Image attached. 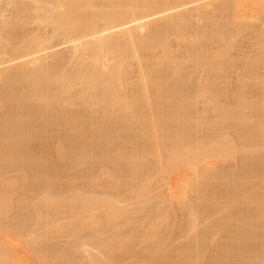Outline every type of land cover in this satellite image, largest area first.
Segmentation results:
<instances>
[{"label": "bare ground", "instance_id": "bare-ground-1", "mask_svg": "<svg viewBox=\"0 0 264 264\" xmlns=\"http://www.w3.org/2000/svg\"><path fill=\"white\" fill-rule=\"evenodd\" d=\"M7 1V3L4 1L6 4L3 5L0 0V66L12 62L13 65L14 61L18 63L9 69L7 67L0 69V78L3 79H0V82L6 80L10 85L9 91L5 88L6 94L4 91H2L4 94L0 93V108L2 109V106L12 107L14 109L12 115L23 125L22 128L18 127L22 130L16 132L18 129L11 130L0 122V160L9 161L11 164L10 161L16 156L22 157L25 151L23 148L20 149L22 147L20 145L23 144L20 142H24L22 138H26L28 144L32 140L33 144H30L33 146H30V151L33 155L30 156V161L32 159L35 161L31 163L33 165L30 164L32 170L28 168L30 171L27 168L26 170L25 168L20 169L21 161L19 170L16 168L18 171L15 169L18 165L14 167L11 164L18 175L12 169L15 174L12 171L9 172L10 170L7 171L6 165L4 166L6 173L2 172L5 169H0V264H34L35 260L42 264H63V254L55 251L47 252L46 255L45 248H39L41 247L39 244L50 239L56 240L58 237L79 230H89L94 237L97 235L102 238L109 233L110 237L106 235V240L109 238L110 242L101 241V237L100 240L95 237L96 243L94 240L93 243L92 240L89 241L94 245H97L98 241L103 244L108 242L109 244H106L113 249L122 250L131 243L132 239L142 245L149 239L160 242L163 231L170 228V210L175 204L179 206L182 218L187 221L178 228L179 232L176 237L178 243L171 249L173 252L169 253L171 250L162 251L164 254L161 255L164 258L161 257L162 264H166V261L167 264H202L205 238L212 237L210 239L212 242L216 237L233 235L235 231L239 232L237 234L239 239L237 238L238 242L236 240L237 243L235 247L233 246L232 252L235 250L234 253L242 259L235 254L234 258L245 264L246 261L249 263L250 254L255 257L260 256L259 254L264 250V236L251 233L250 226L264 227V203L252 202L251 207L249 203L247 206L250 208L248 207L246 216L240 217L236 216L233 208L222 211L219 204L211 201L216 199V196L214 199L211 198L215 195L214 192L211 193L210 190L205 189L207 187L205 186L204 189L211 193L209 198L203 190L202 179L210 174V177H214V169L217 170L216 167L214 169L211 167L214 165L212 162L207 161V166L211 167V170L208 168L209 173L205 175L204 172L208 169L203 167L206 166L203 158L208 159L213 155L216 157L218 153L227 154L230 147L236 144H233L234 139L229 135L231 138L225 137L226 135L221 136V141L225 140L222 141L223 143L218 145L220 142L216 141V146L215 142L211 141L214 146L209 142L211 145L208 143V147H205L200 139H202L201 133L204 130L209 132L213 125L220 126L224 122L238 120L241 122L240 125L250 126L251 121L258 123L260 120V125L252 122L251 125L261 128L250 126L254 130L252 129V133L249 132L253 134L255 130L258 131L259 133L256 134L263 136L259 139L264 140V117H261L264 116L261 114L264 102H262L263 107L260 105L262 108L258 106L260 100L263 101L264 98L259 97V101L256 98V94L262 96L264 91L260 87V90L257 89V86L254 88L257 91L253 90L254 93H252V87L259 83L253 84V80L252 83L248 81L254 77L249 76L250 78L247 77V79L243 76V79L241 76L242 73L248 75L251 69L243 72L242 69L239 72H242L241 75L239 74L242 80L247 79L246 81L253 85L251 90L249 88L251 95L246 88L248 83L239 81L240 78L239 82L229 80L225 82L227 86H224L223 77H229H226L228 66H224L225 69L219 65L217 59L220 57L221 63H226L225 58L231 57V55L228 56V50L234 47L230 48L231 44L228 42L229 46H226L228 48L225 47V50L223 47L221 51H218L219 48L216 49L217 52H213L215 51L213 49L209 51L210 45L215 44L218 40L216 38L221 37L223 28L224 32L229 31L230 25L225 24V27L228 26L225 28L222 21L230 18V22L236 27L235 22L246 25L247 21L253 23L261 17L263 19L264 0ZM194 3L196 5L193 8H187L188 5ZM190 9L194 12H190ZM216 11L218 14L215 13ZM224 11H227L229 15ZM220 13H226L229 18H226V14H221L222 18L225 17L223 20L219 19L221 17H212L216 14L220 16ZM228 21L225 23H229ZM237 26L240 27L238 24ZM236 29L239 30L238 27ZM253 29L256 30L255 27ZM222 35L224 40L227 35L224 33ZM262 37L263 47L258 55L254 53V56L258 57L256 59L264 55V36ZM229 39L234 42V38L229 37ZM56 41L59 42L56 43ZM62 44H69L72 52L67 61L57 53L56 55L54 52L48 53ZM241 49L237 51L240 52ZM176 52L178 54L175 55ZM222 57L225 58L222 59ZM204 60L207 61L204 63ZM251 61L252 65L258 64L256 63L258 60ZM204 67H206L205 70L207 69L206 73L204 72L206 78L202 79ZM224 69L227 70L226 74L222 73ZM245 71L247 72L244 73ZM219 75L223 77L220 78ZM250 75L252 76V72ZM256 76L255 79L258 80L259 75L257 78ZM194 77L197 81L201 77L200 79L207 84L208 82L214 83H211L214 85L213 88L205 83L204 86L201 85V81L197 83ZM218 77L222 81L217 80ZM261 78L259 80L262 83L264 80L262 81ZM195 82L200 85L197 87ZM228 82H231L229 85L232 86L234 83L235 89L227 88ZM2 83L5 82H1V85ZM194 84L197 88H194ZM261 91L263 94L256 93ZM225 92L229 95L226 100L232 93L236 94L233 95L232 100L230 99L232 103L228 100V106L225 105L227 101L222 102V105L218 99L216 103L217 97L223 96ZM1 94L5 96L1 97ZM252 94H255L256 101L252 98ZM199 104H202L204 109L199 107ZM208 104H213L212 108H209L211 112L207 109V106L211 107ZM212 111L213 114L210 117L206 116ZM254 116L256 118L253 120ZM213 127L215 130V126ZM213 127L209 133L214 132ZM58 129H60L59 132H57ZM55 132L58 137L57 141L54 139L56 143L52 140L54 142H52L54 144L52 147L48 141ZM209 133L206 134L210 135ZM128 134L130 137L127 138ZM256 134L253 135L256 136ZM260 135H257V138ZM37 138H44L41 147L34 146L35 143H40ZM125 138L128 141L127 139L124 141ZM33 139H37L38 142L34 143ZM24 148L28 149L27 146ZM236 148L227 155L236 152ZM99 149L103 151L102 154L110 157L114 165L121 162L122 165L119 164L120 167L118 165L116 167L122 168L123 166V170L120 171L124 175H120L122 172L113 167L114 165L104 169L100 168L101 170L95 169L87 178L81 177L83 180L86 178L89 183L85 187L89 185L90 188L87 190H92L88 191L90 196L84 193L86 189L80 177L77 179L80 178L82 189L79 184L75 187L76 189L80 186L78 189H74V192L70 190L71 193L68 191L69 193L66 194L63 184L66 181L68 184L79 183V180L76 182V177L68 175L64 181L60 171L63 173V167L68 164L73 167H85L91 160L98 157L97 150ZM226 154L224 155L227 156ZM45 155H53L54 160L46 159ZM33 156L38 157L37 160ZM17 157L15 160H18ZM163 157H166L165 163H162ZM200 166L205 170L201 167L203 171L199 172ZM54 167L59 170H54ZM184 168L190 171V178L184 180L178 188L170 185L168 194L164 195L161 189L158 191L161 187L157 184L158 189L152 185L155 189L156 196L154 197L158 200L153 207L151 206L152 209L139 211L135 208L125 209L118 206L122 199L119 196H128L132 192V195L136 194L134 198H140L152 190L151 180L155 175H150V181H146L149 178L144 177L153 169L157 170L156 175L170 180L174 174ZM147 170L149 172L144 174ZM59 174L60 182H58ZM31 180L35 185L32 190L29 189ZM132 181L139 185L138 188H134L136 185ZM57 182L61 184L60 187L63 186L59 188ZM55 184L58 185L55 186ZM201 185H203L202 188ZM28 186L29 188L26 189ZM56 187L59 191L58 189L56 191ZM24 189H29L31 193L26 194L27 191ZM18 191L22 193L18 195ZM34 192L36 193L35 201L30 195H35ZM192 195H198L201 198L204 196L205 200L207 197L210 201L207 203L208 200H206V204L202 205L197 204L192 200ZM161 206L163 208L160 209ZM101 207L105 209L102 215L91 214L92 210L96 211V208ZM25 211L29 213H24ZM61 212L66 215L64 216L68 218V221L56 227L59 216H63ZM139 213L142 215L138 221L139 226H131L134 216ZM9 214L13 216L12 218L9 216L11 221H4ZM29 218L31 224L28 222ZM206 219L212 220L211 225L199 229L201 221ZM112 223L114 226L109 228L108 226L113 225ZM27 225L31 227L30 231L26 228ZM113 229L119 232V235L115 234L116 237L109 232ZM33 230L36 232L35 236L27 238L33 234ZM184 230L188 234L187 241L181 240ZM116 231L113 232L116 233ZM246 235L250 236L247 241L251 248L250 251L243 250L240 241ZM89 237H92L91 233ZM88 243L84 242L83 245L93 246L91 243L85 245ZM220 245L218 242L214 245L215 248L220 247L218 252L221 251V254L225 255V257L220 255L219 259L228 258L229 251L225 249L227 255L225 252L222 253L224 249ZM77 246H80V243ZM109 246H104L102 249L105 247L109 249ZM108 249L107 253L103 250L101 253L102 251L98 250L99 256L93 253L91 256L92 254L85 249L87 255L84 258H89L84 259L83 264H118L119 261H114L118 260L116 257L112 261L105 256L114 258L109 252L111 250L108 251ZM85 251L82 253L86 254ZM100 255H104L103 258ZM82 261L83 259H80V262L76 264ZM218 262L223 264L221 260Z\"/></svg>", "mask_w": 264, "mask_h": 264}, {"label": "rangeland", "instance_id": "rangeland-1", "mask_svg": "<svg viewBox=\"0 0 264 264\" xmlns=\"http://www.w3.org/2000/svg\"><path fill=\"white\" fill-rule=\"evenodd\" d=\"M4 1L7 3L8 1L7 0H2V3H3V5L4 4H6V3H4ZM1 3V4H2ZM194 5H196L195 3L192 5V4H190V5H188V7L187 8H193L194 7ZM190 12H194L193 10L191 11V9H190ZM218 11H216L215 13H217ZM220 12H222V11H220ZM224 12H227V11H224ZM228 13V12H227ZM218 14V13H217ZM217 14L215 15V16H212L213 18H215V17H221V14L223 15V14H226V13H220V16H217ZM228 15H229V13H228ZM227 14L225 15L226 16V18H229V16H228ZM228 16V17H227ZM213 18H211L212 20H213ZM225 18V17H224ZM224 18H219V19H221V20H223ZM217 20V22H220L221 23V21H218V19H216ZM227 20H229L228 22L229 23H225V21L227 22ZM262 20H263V22H262ZM233 21V20H232ZM253 21V20H252ZM257 21H259V22H257ZM222 22H224V27H225V24H229L230 26H229V28H228V26L227 27H225V28H228V32H224V28H223V32L222 33H224V34H226L227 35V37H225V35H224V40H223V35H222V33H221V37H219V38H216V39H218V40H216L217 42H215V44L214 43H212L211 45H210V47H212V48H210L209 47V51H212L211 49H213V50H215V51H213V52H217V50H218V48H219V50L218 51H221V50H223V49H221V48H223L224 47V50H225V47L226 46H229V45H227L228 44V42H229V44H231V46H230V48L233 46L234 47V49L232 48V49H230V50H228V49H226V50H228V56H230L231 55V57H222V59L223 58H225V60H226V63H221L222 61L218 58L217 60H218V63H219V65H222L223 67L224 66H228L227 68V70H228V72H227V74L228 75H226V77L227 76H229L228 78H225V77H223V75H219L220 76V78L221 77H223L224 79H223V81L224 82H222V84L225 86H227V83H225V82H227V81H231V82H235L236 83V81H238V79L240 78V80L239 81H242L243 83H245V81L248 79L247 77H254V79L253 78H250V80L248 79V81H251V83H252V80H253V84H257V83H259L258 85H251L250 83H248V81H246V83H248V86L246 87V88H248V91H249V88H250V90H251V87H252V91L253 90H256V89H254L255 87H257V89H259V87L260 88H262L263 89V91H264V86L262 85L261 86V84H264V57H262V56H264V55H260L259 56V59H256V58H258V57H255L254 56V53H255V55L257 54L258 55V53H259V51H261V49H262V47H263V45H262V43H261V40L263 39V37L262 36H264V16H263V19H262V17L260 18V20H255V21H253V23L252 22H248L247 21V24L245 25H243V24H239V22L237 23V22H235V24L234 25H236V27H238V29L239 30H237L236 29V27H234L233 26V24H232V22H230V18L229 19H226V20H224V21H222ZM260 22H262V23H260ZM220 23H219V25H220ZM234 23V22H233ZM238 25H240V27L239 26H237V24ZM241 23V22H240ZM243 23V22H242ZM256 23V24H255ZM260 24H262V25H260ZM232 25V26H231ZM243 25V27H242V29H241V26ZM245 26V27H244ZM221 28H222V25L220 26ZM220 27H219V29H220ZM253 27H255L256 28V30H254L253 29ZM238 31V32H236V30ZM218 29V30H219ZM231 29H232V31H234V33H232V31H231ZM241 29V30H240ZM221 30V29H220ZM231 31V32H230ZM254 31H255V33H254ZM257 31V32H256ZM229 33V34H228ZM231 34V36H229ZM232 34H234V35H232ZM229 37L231 38H234V42H233V40L232 39H229ZM219 39H222V40H219ZM228 39H229V41H228ZM230 40H232V41H230ZM218 41H220V42H218ZM222 41V42H221ZM57 42H59V41H56V43ZM233 43H235V45H232ZM238 46V47H237ZM239 47H240V49H241V57H239L240 55H239V53L240 52H238L237 50H240L239 49ZM226 48H228V47H226ZM238 48V49H237ZM217 49V50H216ZM52 50V51H51ZM50 50V52H48V53H51V52H54V55H56V53H57V55H59L61 58L63 57V60H64V58H65V61H67V59H68V57L71 55V49H70V46H69V44H62V45H58V47H55V49L53 48V49H51ZM212 52V53H213ZM209 53H211V52H209ZM211 53V54H212ZM175 55L176 54H178V52H176V53H174ZM52 55H53V53H52ZM174 55V56H175ZM239 55V56H238ZM251 55H253L254 57H252ZM178 56V55H177ZM233 56V57H232ZM234 56H237V57H234ZM243 56V57H242ZM246 56V57H245ZM258 60V61H256V60ZM225 60H223L224 62H225ZM232 60H234V61H232ZM251 60H254V61H256V63L258 62V64H253L252 65V61ZM260 60V61H259ZM207 60H204V63L206 62ZM220 61V62H219ZM15 62V64L16 63H18L17 61H14ZM229 62V63H228ZM251 62V63H250ZM261 62V63H260ZM13 63V62H12ZM12 63H6V64H4V65H2V66H0V69H3L4 67L6 68L7 67V69H9V68H11V67H13L15 64H13L12 65ZM236 63V64H235ZM255 63V62H254ZM230 64V65H229ZM6 65V66H5ZM8 65V66H7ZM234 65V67H232ZM211 67L212 66H214V65H210ZM232 68H231V67ZM207 67V66H206ZM206 67H204L203 69V74H204V77L203 76H201L202 77V79H204V78H206V72L205 71H207V69L205 70V68ZM209 67V66H208ZM207 67V68H208ZM246 67V68H245ZM248 67H250V68H248ZM252 67V68H251ZM210 68V67H209ZM225 68V67H224ZM248 68V69H247ZM226 69V68H225ZM222 70V73L224 72L225 74H226V72L225 71H227V70ZM243 69V70H242ZM250 69H251V71H250ZM242 70V72L244 71V70H247V71H250V73L252 72V76L250 75V73H248V75L246 74V75H244L242 72V75H241V73H239L240 71ZM252 70H254V71H252ZM247 71H245L244 73H246ZM205 72V73H204ZM221 73V72H220ZM254 73H256V75L258 76L259 75V77H258V80H256L255 79V76L256 75H254L253 76V74ZM243 77H245V78H247V79H245V81L244 80H242V78H241V76ZM238 75H239V77H238ZM257 76H256V78H257ZM196 77V76H195ZM194 77V78H195ZM201 77H199L198 78V81H197V78H195L196 79V82L198 83V82H200L201 81V85H205V84H207L205 81H203L202 79H200ZM244 77H243V79H244ZM260 77H262L261 79H262V83L260 82L261 80H259V78ZM229 78H231V79H229ZM0 79H2V78H0ZM3 80V79H2ZM217 80H220L219 79V77L217 78ZM254 80H256L255 82H254ZM195 81V80H194ZM220 81H222V79L220 80ZM238 81V82H239ZM1 82H5V83H2L3 85H1ZM0 82V93L2 92V91H4V93H5V91H7L8 90V88H10V85H9V83L6 81V80H4V81H1ZM195 82V83H196ZM203 82V83H202ZM217 83H218V81H216ZM231 82H228V85L231 83ZM237 82V83H238ZM196 83V84H197ZM205 83V84H204ZM212 83V82H211ZM211 83L210 82H208V84L207 85H211ZM196 84H194V88H197L200 84H197V87L195 86ZM212 84H214V83H212ZM238 84H241V83H238ZM9 85V86H8ZM219 85V84H218ZM236 85V84H235ZM2 86V87H1ZM212 87L211 88H213V86L214 85H211ZM220 87H221V83H220ZM231 87V89H232V87H233V89H235L234 87V83H233V86L232 85H229L227 88H230ZM237 87V86H236ZM5 88H7V90L5 89ZM237 89H238V87H237ZM10 90V89H9ZM8 90V91H9ZM192 91H193V88L191 89ZM196 89H194V91H195ZM225 90V89H224ZM260 90V89H259ZM257 91V90H256ZM263 91H261V92H256V93H262ZM3 93V92H2ZM3 93V94H4ZM227 92H225V93H223V96H220L219 98L217 97V101H216V103L218 102V99H219V102L222 104V102L224 103L225 101H227L226 103H225V105L226 106H228V102L229 103H232L231 102V100L233 99L232 97H234L233 95H236V94H234V93H232V95H230V98L228 99V100H226V98L227 97H229V95L228 94H226ZM236 93H238V92H236ZM251 93V91H249V95H251L250 94ZM252 93H254V91L252 92ZM6 94V93H5ZM7 94H8V92H7ZM227 95L226 97H224L225 95ZM263 94V93H262ZM219 95H221V93L219 94ZM253 95V97L252 96H250V97H252L253 99H254V101H256V98H258L257 99V101H259L260 99H259V97H263L264 98V95H262L261 96V94H260V96H259V94H256V96H254L255 94H252ZM5 96V95H4ZM2 94H1V97H4ZM218 96V95H217ZM236 97V96H235ZM256 97V98H255ZM232 98V99H231ZM251 98V99H252ZM263 98H261V99H263ZM231 99V100H230ZM260 102H261V104H260ZM260 102L258 103V106L260 107V108H262L263 107V103L262 102H264V100L262 101V100H260ZM219 103V104H220ZM257 103V102H256ZM208 105H210L211 107H209V106H207V109H211L212 108V106H213V104L211 105V104H208ZM223 105V104H222ZM262 107H261V106ZM199 107H202V109H204V106L202 105V104H199L198 105ZM3 108L1 109L0 108V115H1V117H0V122H1V124H3L4 126L6 125L8 128H11V130H17L18 129V127H21L22 125H23V123H20L12 114H13V111H14V109L12 108V107H9L8 108V106L7 107H4V106H2ZM9 109V110H8ZM11 109V110H10ZM209 109V111L211 112V110ZM264 109V108H263ZM263 109H261V114L262 115H264V110ZM210 112H208L209 114L208 115H206V116H209L210 117V115L211 114H213V111H212V113H210ZM3 113V114H2ZM7 113V114H6ZM15 119H14V118ZM212 117H214V116H212ZM211 117V118H212ZM258 117V116H257ZM260 117V116H259ZM261 117H264V116H261ZM256 118V116H254V118H253V120ZM208 119H210V118H208ZM259 119H261V118H259ZM257 122H258V119L256 120ZM17 122V123H16ZM252 123H254L255 121H251ZM251 122L249 123V125L250 126H253V124L251 125ZM225 123V124H224ZM223 123V125L221 124L220 126L219 125H213V126H215V128L217 129H215L214 130V127H213V131L214 132H211V133H209L211 130H212V127L210 128L211 130L208 132V130H204L203 131V133H201V135H202V139H200V140H202L203 141V145L205 146V147H208V143L210 142V143H212L211 141H214L215 142V145L217 144V142L219 143L218 145H220L221 144V142L222 141H225V140H222L221 141V139H220V137L221 136H225V137H227V138H231L232 137V139H234L233 141H234V143L233 144H235V145H232V146H235V148L237 149L236 150V152L233 154V153H230L229 155H227L229 152H232V149L233 150H235V148H232V146L229 148L230 150H229V152L226 154V153H216L217 155H216V157H213V156H215V155H213V156H210L211 158H203V159H205L203 162H204V164H206V166H203L204 168H206L207 167V169L208 168H210V170H211V167H213V169L216 167L217 168V170L216 169H214L215 171L213 172L214 173V177H210V175H208L209 176V178H208V176H206V178L204 177V179H202L201 181H202V183L204 184V187H203V190L204 191H206L205 192V194H206V196L207 195H209L208 197L210 198V196H211V193H213V194H215L214 196H212L211 198H215V196H216V199H214V201L213 200H211L212 202H215V203H217V204H219L220 205V208H221V210L222 211H226V210H228V209H231V208H233L232 210L234 211V213L236 214V216L238 215V216H246V212H247V210H248V207L251 205V204H253L254 202H262V203H264L263 201H264V140H262V138L261 139H259V137H263V136H261L260 134H256V133H259L258 131L256 132V130L254 131V133L253 134H256V136L255 135H253V134H251L252 132H253V127H251L250 128V126H248V125H245V124H243V125H240L239 123H241L240 121H238V120H230L229 122H224ZM260 123V120H259V122L258 123H254V124H258V125H260L259 124ZM25 125V124H24ZM17 126V127H16ZM221 126H223L222 128H221ZM245 126H246V128H245ZM218 127H220V128H218ZM256 127H258V128H261V127H259V126H255L254 128H256ZM22 128V127H21ZM20 128V129H21ZM20 129H18L16 132H18ZM209 129V128H208ZM219 129V130H218ZM245 129V131L243 132V130ZM248 129H251V130H248ZM253 129V130H252ZM22 130V129H21ZM55 130H56V128H55ZM54 130V131H55ZM59 130L60 129H58V131L57 132H59ZM257 130H259V129H257ZM206 131V132H205ZM251 133H250V132ZM20 133V132H19ZM206 133H209L210 135H208V134H206ZM55 134H57L56 132L54 133V136H52V137H49V139H50V141H48V143L50 144V145H52V147L54 146V142L56 143V138L58 137V135H55ZM60 134V133H59ZM205 134V135H204ZM52 135H53V133H52ZM231 136V137H229V136ZM257 135H260V136H258V138H257ZM51 136V135H50ZM128 136H129V134L127 135V138H128ZM205 136V137H204ZM130 137V136H129ZM225 137H223L224 139H225ZM52 138V139H51ZM127 138H125L124 139V141H126V139ZM200 138V137H199ZM40 141V143L38 142V140ZM36 140H34V143H35V141L36 142H38L36 145L34 144V146H36V147H41L42 145H43V143H44V138L43 139H40V138H37ZM56 141H55V140ZM22 140H25L24 142H26V143H24V142H20V144L21 143H23L22 145H20V146H22V147H20V149H24V151H25V154L22 156V157H20V156H16L17 157V159L18 160H15V158H13L10 162H11V164L15 167V166H17V167H15V169L17 168H20V169H22V168H25V170H26V168L28 169H31L32 168V166H30V164L31 163H33L35 160H31L30 161V156H32L33 155V153H32V151H30L31 150V147L33 146V145H31V144H33V143H31V141L32 140H30L29 141V144H28V140L25 138H22ZM52 140H54V142L52 141ZM227 140H229V139H227ZM43 141V142H42ZM127 141H128V139H127ZM217 141V142H216ZM52 144H51V143ZM31 143V144H30ZM209 143V145H211ZM223 143V142H222ZM25 144V145H24ZM39 144V145H38ZM214 143H212V145H213ZM24 145V146H23ZM29 145V146H28ZM41 145V146H40ZM27 146V148L28 149H26V148H24V147H26ZM31 146V147H30ZM203 146V147H204ZM214 146V145H213ZM212 146V147H213ZM217 146V145H216ZM30 148V149H29ZM204 149V148H203ZM21 151V150H20ZM28 151H30L31 152V154H30V152H28ZM102 152L103 151H101V149H99V150H97V154H98V157L97 158H95V159H93V160H91V162L88 164V165H86L85 167L84 166H82V167H73V166H68V165H66L65 167H63V173H62V171H60L59 173L61 174V176H62V180H64L65 181V179H66V177L68 176V175H70V176H72V177H76L75 179H77V177H88V175L91 173V172H93V171H95V169L97 170H99L100 168L102 169H104V168H107V167H109V166H113L114 164H113V162L110 160V157L108 156V155H104V154H102ZM222 154V155H221ZM224 154H226L227 156H225ZM25 156V157H24ZM45 156H47L46 157V159H50V160H52L54 157H53V155L51 156H49V155H45ZM53 157V158H52ZM108 157H109V159H108ZM205 157V156H204ZM207 157V156H206ZM20 158V159H19ZM22 158V159H21ZM28 158V159H27ZM32 158V157H31ZM33 158H36V160H37V158L38 157H34L33 156ZM27 160H29V161H27ZM54 160V159H53ZM1 162V166H0V169L2 168V170L3 169H5V167L7 168V171H9V172H11L12 170L14 171V172H16V170H14V168L12 167V165L9 163V161H7V162H5L4 160H0ZM3 161V162H2ZM20 161H21V164H20ZM207 161L208 162H212L214 165L213 166H211V167H209V166H207L208 164H207ZM5 162V163H4ZM13 162V163H12ZM16 162V163H15ZM166 162V157H163V160H162V163H165ZM29 163V164H28ZM119 163V162H118ZM209 163V164H210ZM19 164H20V167H19ZM53 164V163H52ZM116 164V163H115ZM119 164H121V162L119 163ZM119 164H116V165H118L119 167H120V165ZM6 165V166H5ZM11 165V166H10ZM31 165H33V164H31ZM116 165H114L113 167H115L117 170H121L122 168H123V166H121L122 168H118V167H116ZM122 165V164H121ZM211 165V164H210ZM5 166V167H4ZM29 166V167H28ZM202 166H200V169H199V172L201 171H203V170H201L203 167ZM10 167V168H9ZM31 167V168H30ZM202 167V168H201ZM62 168V167H61ZM60 168V169H61ZM203 168V169H204ZM12 169V170H11ZM28 169V170H29ZM56 168L54 167V170H55ZM100 169V170H101ZM19 170V169H18ZM17 170V171H18ZM32 170V169H31ZM56 170H59L58 168L56 169ZM62 170V169H61ZM65 170V171H64ZM123 170V169H122ZM149 170V169H148ZM145 171L144 172V174H147L149 171ZM205 170V169H204ZM13 171H12V173H13ZM30 171V170H29ZM213 171V170H212ZM218 171V172H217ZM2 172H5L6 173V169L4 170V171H2ZM28 172V171H27ZM96 172H98V171H96ZM120 172H122V171H120ZM147 172V173H146ZM157 170L156 169H153L151 172H149L144 178L145 179H148L149 177H151L150 175L151 174H154L155 176H154V179L152 178V180L154 181L153 183H152V180H151V188H152V190H151V188H150V192H148L146 195L144 194L142 197H136V198H134L135 197V195L136 194H133L132 195V192L126 197L125 195H122L121 197L119 196V198L121 199V201H120V203L118 204V206L120 205L121 207H124L125 209H128V208H135V210L137 209V210H141V209H152V207H153V204H155V203H157L158 202V200H157V198H155L154 196H156L155 195V189H153L155 186H156V188L158 189V186L159 187H161V188H159L158 189V191L161 189V192H162V190H163V193H164V195H166V193L168 194L169 193V187H170V185H174V186H177V188H178V186L184 181V180H187V179H189L190 178V176H191V173H190V171L187 169V168H184V169H181L180 171H178L176 174H174L173 176H172V179H170V180H165V179H163L160 175H156L157 173ZM8 173V172H7ZM58 173V172H57ZM205 173V175H207V173H209V169L207 170V171H205L204 172ZM212 173V172H211ZM213 173H212V176H213ZM13 174H15V173H13ZM16 174L18 175V173L16 172ZM60 174H59V178H60ZM124 175V173L122 172L120 175ZM11 175V174H10ZM17 175H15V176H17ZM91 175H92V173H91ZM11 176H14V175H11ZM90 176V175H89ZM202 176H203V174H202ZM80 178L79 179H77L76 180V182L78 181L79 183H75V182H73V183H71V184H68L67 183V181L63 184V182H62V184L64 185V187H65V192H66V194H68L69 192H70V190H73V191H71V192H74L76 189H78V188H76L75 189V187H77V185H79L80 184V181L81 180H83L82 178H81V180H80ZM86 178H84L85 180H86ZM144 178H143V180H144ZM203 178V177H202ZM150 179L151 178H149L148 180H146V181H150ZM60 180H61V178L58 180V182H60ZM85 180H83V182H81L82 184H83V186H84V188L87 190V189H89L90 187H85V185L88 183L87 182V180H86V183H84L85 182ZM135 181V180H134ZM132 181L133 183H135V182H137V181ZM57 182V183H58ZM170 182V183H169ZM31 185H29L31 188H29V186L28 187H26V189L27 188H29L30 190H32V189H34L35 187H33V186H35L34 185V181L32 182V180H31ZM201 183V184H202ZM59 184V185H58ZM57 185H58V187L59 188H61L60 187V183H58ZM73 184V185H72ZM76 184V185H75ZM82 184H80L81 185V189H82ZM89 184V183H88ZM155 184V185H154ZM158 186H157V185ZM56 184H55V186H57ZM65 185H67V186H65ZM71 185V186H70ZM136 185V186H135ZM135 185H133V186H135L134 188H138V186L139 185H137V183H135ZM152 185L154 186V187H152ZM72 186H74V188L72 187ZM202 186L203 185H201V188H202ZM205 186H207L206 188H205ZM33 187V188H32ZM58 187H56L55 189H56V191H57V189H58ZM64 187H63V189H64ZM208 189V190H210L211 191V193H210V191H208L209 192V194H208V192H207V190H205V189ZM26 189H24V190H26ZM26 190L27 191V193H26V191H24V193H26V194H28V193H31V191L30 190ZM75 189V190H74ZM80 189V190H81ZM84 189V190H85ZM85 190V191H86ZM202 190V189H201ZM203 190H202V192H203ZM20 191V190H19ZM17 192L18 193V195H19V193H22V192ZM29 191V192H28ZM34 191V190H33ZM58 191H59V189H58ZM69 191V192H68ZM84 191V193H87L88 194V191L90 192V191H92L91 189L90 190H87V192H85ZM148 191H149V189H148ZM64 192V193H65ZM68 192V193H67ZM70 192V193H71ZM201 192V193H202ZM16 193V194H17ZM35 193V192H34ZM60 193H61V189H60ZM92 193H94V192H92ZM134 193V192H133ZM158 193V192H157ZM156 193V194H157ZM90 194V193H89ZM88 194V195H89ZM203 194V193H202ZM202 194H201V197H202ZM205 194H204V196H205ZM30 195H32V198L34 199L35 198V196H36V193H35V195L34 194H30ZM91 195V194H90ZM89 195V196H90ZM16 195H14V197H15ZM93 196V195H92ZM132 196V197H131ZM204 196H203V198H201V197H199L198 195L196 196V195H192L191 197H192V200L195 202V203H197V204H206V200H208L207 201V203L210 201V199L209 198H207L206 197V200H205V198H204ZM14 197H13V199H14ZM118 198V200H120ZM151 199V200H150ZM36 199H34L33 201H35ZM122 200H123V202H122ZM217 201V202H216ZM121 202L123 203V206H122V204H121ZM139 202H141L140 204H139ZM253 202V203H252ZM138 203V204H137ZM250 203V204H249ZM255 203V204H256ZM249 204V206H247ZM259 204V203H258ZM124 205H126V206H124ZM119 206V207H120ZM152 206V207H151ZM251 207V206H250ZM249 207V208H250ZM161 208H163L162 206L160 207V209ZM98 208H96V211L94 210H92L91 211V214L92 215H95V214H100V215H102V211L104 212V207L102 208H99L98 210H97ZM148 209V210H149ZM61 211V210H60ZM18 212V211H17ZM170 212H171V224H170V228L168 229V230H164L163 232V237H162V239L160 240V242H159V240H158V242L156 241V240H151V239H149L148 240V242H146L144 245H142V244H139V242L138 241H136V240H134V239H132V241H131V243H129L125 248L123 247V249H125V250H120L119 248H114L113 249V247L111 248V246H109V245H107V244H109L108 242H110V240H108V242H104V244H103V242H100V241H98V243H97V245L95 244H92L94 241V243H96L97 242V240L99 239L100 240V237H101V241H107L106 240V237L108 236V234H106V235H104L103 236V238H105L104 240H102L103 238H102V236H97V235H95V237L97 238V240H96V238L93 236V233L92 232H90L89 230H79V231H76V232H73V233H68V234H66L65 236H61V237H58V239H56V240H54V239H50V240H46V241H44L43 243L41 242L39 245L41 246V247H39V248H45V250H46V255H47V252H50V253H52V252H60L61 254H63V264L64 263H66V264H76L78 261L80 262V259L82 260L83 259V261L81 262L82 264H83V262L85 261V260H87L89 257H87V259H85L84 257L87 255V252L88 253H93L95 256H99V252H98V248H100V252L103 250L105 253H107L106 252V250L108 249V248H106L105 247V249H102L104 246H109V249H108V251L109 250H111V251H109L111 254H112V256L114 257V258H112L111 256H107V255H105L106 257H109V259H115V257L118 259V260H114V261H119L118 262V264L120 263V264H123V263H126V264H134V262H135V264H137V263H139V264H159V263H163L162 262V259H161V255H164L163 253H162V251H164V250H171L172 248H173V246H175L178 242V239L176 238L177 236H178V228H179V226H182V225H184L185 224V222L187 221V219H183L182 218V216L180 215L181 213V210H180V208H179V206L177 205V204H175L174 205V207H172V209L170 210ZM13 213V212H12ZM11 213V214H12ZM24 213H29L28 211H25ZM95 213V214H94ZM11 214H9L8 215V217L7 218H5L4 219V221H6V222H9V221H11V218L13 217ZM15 215H16V212H15ZM25 216H26V214H24ZM28 216H29V214H27ZM60 215V214H59ZM61 215H65L64 213H62L61 212ZM11 218H10V217ZM63 216H59V220L57 221V226L56 227H58V226H62V225H64L65 223H67V221H68V218L66 217L65 218V216L63 217ZM142 215L139 213V214H137V215H135L134 216V220H133V223L131 224V226H134V227H138L139 226V223H138V221H139V218L141 217ZM30 217V216H29ZM31 219L29 218V223L31 222L30 221ZM211 222H212V220L210 221V219H206L205 221L203 220V221H201V223L199 224V226H198V228L199 229H201V228H204V227H208V226H210L211 225ZM31 224V223H30ZM29 224V225H30ZM113 225H109L108 227L109 228H112L113 226H114V223H112ZM27 225L28 227H26L28 230L31 228L30 226H32V225ZM34 227V226H33ZM60 228V227H59ZM36 230V229H35ZM35 230H33L32 231V233L33 234H31V236L29 237H27V238H31L33 235L35 236ZM30 231V230H29ZM116 231L115 229H113V230H111V231H109V232H111V233H113L112 235L113 236H115L116 237V235L115 234H118L119 235V232L118 231H116V233H114V232ZM250 231H251V233H253L254 232V234L256 233V235H260V236H264V227H259V226H254V225H252V226H250ZM92 234V237H94L93 239H91L90 237H89V234L90 233ZM186 232V230H184L183 232H182V237H181V240H183V241H187L189 238H188V234H186L185 233ZM111 233H110V235H111ZM239 232H236L235 231V233L232 235V234H229V235H226V237L224 236V237H216V238H214L213 239V241L211 242L210 241V239H212V237H210L209 235V238H205V241H203L204 242V245H205V242H206V245H205V251H204V255H203V258H202V264H214V260H215V264H216V262H218V260L220 261L221 260V262H223V264H242V262L240 263V261L238 262V259L237 258H234V257H238L239 258V256H238V254L236 255V253H234L235 252V250H233V252H232V249L235 247L234 245H235V243H237L238 242V239H239V236H237V234H238ZM37 235V234H36ZM111 235V237H113ZM117 235V236H118ZM91 236V235H90ZM253 236V235H252ZM99 237V238H98ZM108 237H110V236H108ZM26 238V239H27ZM90 238V239H89ZM238 238V239H237ZM250 239V236L248 237V235H246V237H242L241 238V244H242V248H243V250H245V251H250L251 250V248L248 246V243H247V241ZM92 240V243L90 242V241ZM94 240V241H93ZM236 240H237V242H236ZM81 242H82V244H81ZM84 242H89V243H91L93 246H91L90 247V245H89V243L88 244H85V245H89V246H84L83 244H84ZM217 242L218 243H220L221 245V248L222 249H224V251H222V253L223 252H225L226 253V255H227V250L229 251V254H228V258H226V259H224V257H225V255H224V253H223V255L221 254V251H219L218 252V248H220V247H216L215 248V246L214 245H216L217 244ZM80 243V246H77L78 244ZM101 244V245H100ZM104 246H103V245ZM81 245H83V246H81ZM99 245V246H98ZM111 245V244H110ZM101 246H103L102 248H101ZM234 246V247H233ZM78 247V248H77ZM249 247V248H248ZM83 250H82V249ZM111 248V249H110ZM78 249H81V251L79 250V251H77ZM85 249H87L88 251L86 252L85 251ZM225 249H227V250H225ZM263 249H264V246H263ZM82 251H85L86 252V254L83 252L82 253ZM103 251L101 252V253H103ZM168 251V252H169ZM98 252V253H97ZM108 252V254L110 255V253ZM173 251L171 250V252H169V253H172ZM50 253L48 254V257H49V255H50ZM232 253H233V255H232ZM93 254L91 255V256H93ZM96 254H98V255H96ZM234 254L236 255V256H234ZM52 255V254H51ZM102 255V254H101ZM100 255V257L101 258H103V256H101ZM220 255H222V256H224L222 259H219V258H221V256ZM230 255V256H229ZM260 256H254V255H252V254H250V257H249V263L246 261L245 262V264H264V250H263V252L262 253H260L259 254ZM88 256H89V254H88ZM220 256V257H219ZM99 257V258H100ZM229 257H232V258H229ZM163 258V257H162ZM85 259V260H84ZM164 259V258H163ZM224 259V260H223ZM239 259H242V258H239ZM167 260V259H166ZM113 261V260H112ZM225 261V262H224ZM243 261V260H242ZM129 262H132V263H129ZM165 262V261H164ZM81 263H78V264H81ZM117 263V262H116ZM168 262L166 261V264H167ZM244 263V262H243ZM34 264H42L40 261H37V260H35L34 261ZM218 264H219V262H218ZM222 264V263H221Z\"/></svg>", "mask_w": 264, "mask_h": 264}]
</instances>
